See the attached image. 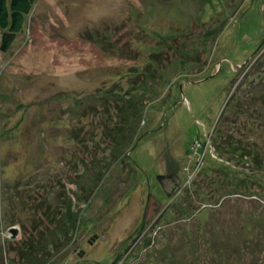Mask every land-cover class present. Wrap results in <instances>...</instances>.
<instances>
[{"label": "rangeland", "instance_id": "1", "mask_svg": "<svg viewBox=\"0 0 264 264\" xmlns=\"http://www.w3.org/2000/svg\"><path fill=\"white\" fill-rule=\"evenodd\" d=\"M26 9L0 46V264H135L161 240L185 258L207 233L213 263L264 264V166L231 172L213 141L264 51V0ZM232 173L250 196L221 197Z\"/></svg>", "mask_w": 264, "mask_h": 264}, {"label": "trees", "instance_id": "2", "mask_svg": "<svg viewBox=\"0 0 264 264\" xmlns=\"http://www.w3.org/2000/svg\"><path fill=\"white\" fill-rule=\"evenodd\" d=\"M34 1L35 0H0V27L2 29L7 27L11 30L2 32L1 49H6L8 45L14 41L15 37L12 30L18 25V17L27 15L29 9H26V7L33 4ZM128 105L131 106V104ZM135 111L136 110H132L128 112V118L129 113L134 114ZM223 115L220 127L215 130L213 141L220 155L226 153L227 159H225V161H231L229 163L227 162L230 165H227V168H230L231 172H236L237 170L232 166V162L245 160L249 161L248 163H251L256 170L262 169L264 166V159L258 148V146L260 147V145H258V139L264 141V51L256 57L253 67L247 71L246 76L238 85L235 95L224 108ZM129 121L130 119L128 122ZM229 121L234 124L232 126L234 131L228 130L227 123ZM125 123H127L126 120ZM126 125L127 124H125V126ZM108 127L109 126L106 125L104 136L113 135L114 139L117 137L115 135H119L124 131L123 127L122 129H118V131L108 130ZM74 129H77V127H74ZM129 129L132 128H129L128 125L127 132H129ZM75 131L76 130H74V132ZM234 174L235 173H232V176L229 177V190L226 193L224 192L221 197L233 195L237 192L247 197L250 196L243 191H247L250 188V182L252 183L253 180L248 177L239 178ZM225 175L228 177L227 173ZM224 180L225 179L221 178L218 179L217 182L220 183V181L223 182ZM261 187L263 186L261 185ZM261 199L264 201L263 198ZM219 201V207L224 206V203H226L224 199L221 200V198ZM248 201L251 202L252 200L248 199ZM212 208L215 207L212 206ZM205 211L206 209L201 210L199 215L203 214ZM211 234L213 235V233ZM257 238L260 237L257 236ZM188 239L187 248L191 250V252L189 251L190 254L188 256L182 255L185 258L180 257L179 254L176 253V250L179 251L178 247L170 243L162 244L161 240L160 244L155 245V247L147 248L145 253L136 259L135 264H215L213 263L215 260L213 256H215L216 253L218 254V252H215V247L213 245L214 238L212 236L209 237L207 233L206 236L204 235L196 239L194 236L190 238L189 235ZM149 245L150 243H147L146 247Z\"/></svg>", "mask_w": 264, "mask_h": 264}, {"label": "water", "instance_id": "3", "mask_svg": "<svg viewBox=\"0 0 264 264\" xmlns=\"http://www.w3.org/2000/svg\"><path fill=\"white\" fill-rule=\"evenodd\" d=\"M9 232L12 234V238H13V237H15L17 235L18 229H17V227H11L9 229Z\"/></svg>", "mask_w": 264, "mask_h": 264}]
</instances>
